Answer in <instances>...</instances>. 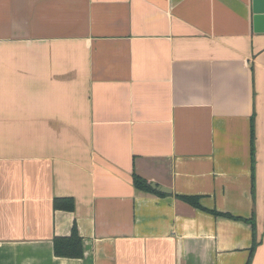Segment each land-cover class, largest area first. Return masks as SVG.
Returning a JSON list of instances; mask_svg holds the SVG:
<instances>
[{
  "label": "crops",
  "instance_id": "obj_1",
  "mask_svg": "<svg viewBox=\"0 0 264 264\" xmlns=\"http://www.w3.org/2000/svg\"><path fill=\"white\" fill-rule=\"evenodd\" d=\"M73 226L82 257L56 256ZM253 242L264 264L252 0H0V264H247Z\"/></svg>",
  "mask_w": 264,
  "mask_h": 264
},
{
  "label": "trees",
  "instance_id": "obj_2",
  "mask_svg": "<svg viewBox=\"0 0 264 264\" xmlns=\"http://www.w3.org/2000/svg\"><path fill=\"white\" fill-rule=\"evenodd\" d=\"M134 186L144 192H153L150 185H148L144 180L139 177H133ZM182 201L190 204L191 206L202 209L201 205L198 203V199L194 197H179ZM54 207L59 210L72 211L73 201L71 199H57L54 201ZM214 215H218L216 212H210ZM255 250V244L253 242L252 249L250 252L247 264H250L253 252ZM54 253L56 256L64 258H81L82 257V243L81 239L77 233L75 226H73L71 235L66 238H56L54 240Z\"/></svg>",
  "mask_w": 264,
  "mask_h": 264
},
{
  "label": "water",
  "instance_id": "obj_3",
  "mask_svg": "<svg viewBox=\"0 0 264 264\" xmlns=\"http://www.w3.org/2000/svg\"><path fill=\"white\" fill-rule=\"evenodd\" d=\"M252 10L254 31L264 30V0H252ZM150 187L160 193H170L168 189L157 187L154 184H151Z\"/></svg>",
  "mask_w": 264,
  "mask_h": 264
}]
</instances>
